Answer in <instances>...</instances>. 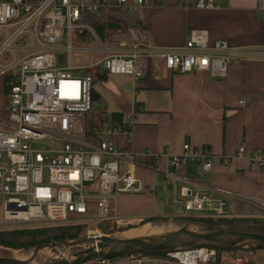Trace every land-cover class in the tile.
<instances>
[{"label": "built area", "instance_id": "2783aa9c", "mask_svg": "<svg viewBox=\"0 0 264 264\" xmlns=\"http://www.w3.org/2000/svg\"><path fill=\"white\" fill-rule=\"evenodd\" d=\"M146 0H29L0 1V59L12 55L2 75L8 79L6 95L8 116L1 118L0 129V208L7 228L26 225H58L70 220L95 218L97 223L110 221L111 202L121 194L141 193L144 185L130 167L136 156L113 142L119 133L130 135V125H108L94 132L90 142L85 124L92 110L94 78L87 70L101 69L109 76H129L135 81L156 71L188 75L207 73L221 81L229 66L248 58L264 62V45L259 48L234 49L224 41L210 42L207 30L193 31L178 48L106 44L93 26L81 20L90 13L113 10L132 14L144 7ZM188 8L217 9L215 0H186ZM258 9L264 13V0ZM90 35L92 47L72 43L59 47L66 35ZM68 54V63L59 65L57 53ZM72 54L88 55L87 64H74ZM17 55L22 56L17 59ZM55 139L59 147H43ZM247 147L238 146L237 158ZM232 157H223L228 165ZM250 170L264 171V149L250 153ZM188 163L199 164L203 172L212 169L213 158L201 147L185 144L183 152L170 157L179 169ZM123 164L129 168L124 170ZM177 178V177H176ZM177 203L185 217L219 220L232 218L226 200L216 198L197 182L176 179ZM264 208L263 200H255ZM88 233L87 237H93ZM101 236V235H98ZM236 264H252L240 252ZM231 264L233 262L230 261ZM84 264H223L217 249L203 247L185 251L138 253L114 259L94 260Z\"/></svg>", "mask_w": 264, "mask_h": 264}, {"label": "crops", "instance_id": "0c3cea01", "mask_svg": "<svg viewBox=\"0 0 264 264\" xmlns=\"http://www.w3.org/2000/svg\"><path fill=\"white\" fill-rule=\"evenodd\" d=\"M41 1L29 0L32 4ZM215 2L217 9L199 10L188 8L186 0H146L132 14L105 12V20L93 26L108 24L111 18L115 25H128L122 30L107 28L106 43L113 46L121 44L124 35L138 46L178 48L196 30H207L211 44L224 41L240 50L264 45L259 0ZM112 12L124 13L133 21L108 16ZM94 75L98 109L93 112L92 106L85 118L90 142L96 143V130L124 126L127 121L130 135L119 133L112 139L116 146L135 154L136 163L130 169L145 187L141 193L121 194L111 202V222L123 225L151 217H185L183 206L177 203L178 177L195 181L226 200L234 217L264 211L255 201H264V171L249 168L251 150L264 149V62L252 57L231 64L227 78L221 81L207 73L176 75L153 68L139 81L102 71ZM6 105L5 79L0 73V129L7 128L1 120ZM185 144L209 152L213 158L209 172H203L199 164L188 163L179 169L170 164V157L181 154ZM242 144L247 152L237 158ZM223 157L233 159L224 165ZM122 168L129 166L123 164ZM258 257L264 259V252Z\"/></svg>", "mask_w": 264, "mask_h": 264}, {"label": "water", "instance_id": "95a60500", "mask_svg": "<svg viewBox=\"0 0 264 264\" xmlns=\"http://www.w3.org/2000/svg\"><path fill=\"white\" fill-rule=\"evenodd\" d=\"M104 11L90 13L81 22L91 25L106 18ZM121 20L133 21L131 17L121 12H112ZM97 98L95 90L92 92L93 102ZM173 223L190 224L199 229L197 237L186 236L179 233H169L166 236L159 234H144L137 236H93L73 239L66 242H55L36 246L30 250H42L51 245H60L63 249H78L67 257L57 261H40L28 254V251H16L7 257L0 258V264H84L94 260L114 259L126 255L147 252L185 251L197 248H213L220 252L229 250L238 251H264V234L235 232L225 228L211 226L201 222L174 221Z\"/></svg>", "mask_w": 264, "mask_h": 264}, {"label": "rangeland", "instance_id": "374dc122", "mask_svg": "<svg viewBox=\"0 0 264 264\" xmlns=\"http://www.w3.org/2000/svg\"><path fill=\"white\" fill-rule=\"evenodd\" d=\"M114 25L115 28L118 29H127L128 25L122 24L120 25H115V23H112ZM114 28V29H115ZM106 33V32H105ZM76 34H72L71 35V40H69L68 35L65 36L64 41L59 45V47L61 48H65L68 44H70V42L72 43V45L74 47H82L81 45H86V46H94V43H82L78 40V36H75ZM81 36H85V35H81ZM86 38V37H85ZM132 41L131 37H126L124 35H122V42L123 43H127L129 44V42ZM106 36L104 35V38L100 40V43L98 45H96L97 47H102L106 46ZM120 45V44H119ZM117 45V46H119ZM22 56L17 55V59H20ZM57 57H58V61H59V65L64 66L68 63V54L64 51H60L57 53ZM71 59L73 60L74 64H87L88 63V59L89 56L88 55H78V54H72ZM13 60V56L12 55H8L5 54L1 59H0V64L1 65H5L9 62H11ZM3 72V68L0 66V73L2 74ZM93 106V112L95 110H97L98 108V103L93 102L92 104ZM8 116V112L3 111V115L2 117H7ZM41 146L43 147H52V148H56L60 146V143L55 140V139H47L45 141H43L41 144ZM219 220H240L241 222H245V223H250L255 224L253 220H257L259 222H261L262 226H264V211H262L259 214L253 215V216H246V217H232V218H225V219H219ZM144 220L142 221H134L130 224H114L111 221H107V222H103L98 224L95 218H87V219H77V220H70L64 224H58L60 226H80L81 227V231L79 233V238H84L88 236L89 232H92L93 234L91 235H101V236H111V237H120V236H126L125 234H128L129 232H131L132 230H137L140 227H143L146 224L149 223H154V222H159V221H167V222H174V221H182V220H178L175 218H161L159 217L157 221H153V222H148L146 224H142ZM125 223V222H124ZM58 225H43V224H36V225H26V226H16L13 228H7L5 227V225L3 224V219H2V208H0V231L1 230H17V229H24V228H43V227H50V226H58ZM221 228H225L227 229L225 226H222ZM124 234V235H123ZM79 238H75V239H79ZM74 239V240H75ZM73 240V239H72ZM70 241V240H67ZM63 242V241H62ZM66 242V241H64ZM55 243V242H52ZM50 244V243H49ZM45 245V244H43ZM40 246V245H38ZM36 247V246H34ZM34 247H28V248H24V249H9V248H5L3 246L0 245V258L1 257H7L9 256L11 253L16 252V251H28L31 248ZM78 249H67L65 250L68 255L71 254L74 251H77ZM240 252H244L245 255H248L250 258V262L252 264H264V259H261V257H258L259 254H261L262 252H264L263 250L261 251H257V252H248V251H239V252H233V251H223L221 252V260L223 262V264H231V262H233V264H236L234 261L236 260L235 258H238V255L240 254ZM67 257V256H65ZM59 260L58 258H50L47 261H57ZM239 264H241V262L239 261Z\"/></svg>", "mask_w": 264, "mask_h": 264}, {"label": "trees", "instance_id": "16d2710c", "mask_svg": "<svg viewBox=\"0 0 264 264\" xmlns=\"http://www.w3.org/2000/svg\"><path fill=\"white\" fill-rule=\"evenodd\" d=\"M113 19H109L108 24H99L93 26V29L99 39H103L107 28H114L112 24ZM86 37V38H85ZM78 40L82 43H91L93 38L90 35L81 36L78 35ZM88 43V44H89ZM102 71L101 69L96 70H87L90 72L94 78V72ZM103 72V71H102ZM104 74H106L104 72ZM8 79H5V94L7 95L9 91ZM182 221H191V222H201L211 226L222 227L225 226L228 230L235 232H244V233H254V234H264V226L261 222L253 220L255 224L241 222L240 220H207V219H198L191 217L176 218ZM158 217H151L145 219L142 224L148 222L157 221ZM81 231L80 226H50L43 228H24L17 230H1L0 231V245L9 248V249H24L28 247H34L43 244H49L52 242H62L67 240H72L79 238V233ZM230 251V250H229ZM233 252H239L238 250H231ZM220 252V251H219ZM257 252V251H255ZM147 253H156L160 254L162 252H147ZM253 253V252H251ZM221 254V252H220Z\"/></svg>", "mask_w": 264, "mask_h": 264}, {"label": "bare ground", "instance_id": "6f19581e", "mask_svg": "<svg viewBox=\"0 0 264 264\" xmlns=\"http://www.w3.org/2000/svg\"><path fill=\"white\" fill-rule=\"evenodd\" d=\"M172 232L184 234L186 236H191V237H197L199 235V229L196 226L185 223L179 224V223H173L167 221L149 223L144 225L143 227H140L137 230H132L131 232L125 235L126 237L144 235V234H159L166 236ZM90 234L93 233L90 232ZM65 250L66 249L61 248L60 245H51L43 248L42 250H29L28 254L32 257L37 258L40 261H47L50 258L61 259L65 256H68V253Z\"/></svg>", "mask_w": 264, "mask_h": 264}]
</instances>
